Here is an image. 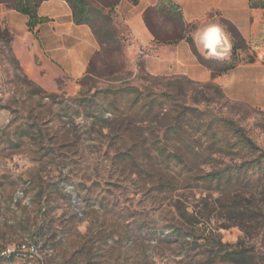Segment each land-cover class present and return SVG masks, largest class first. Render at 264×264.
Wrapping results in <instances>:
<instances>
[{
	"label": "rangeland",
	"instance_id": "rangeland-1",
	"mask_svg": "<svg viewBox=\"0 0 264 264\" xmlns=\"http://www.w3.org/2000/svg\"><path fill=\"white\" fill-rule=\"evenodd\" d=\"M103 12L120 50L84 81L0 41V264H264V111L151 76Z\"/></svg>",
	"mask_w": 264,
	"mask_h": 264
},
{
	"label": "crops",
	"instance_id": "crops-1",
	"mask_svg": "<svg viewBox=\"0 0 264 264\" xmlns=\"http://www.w3.org/2000/svg\"><path fill=\"white\" fill-rule=\"evenodd\" d=\"M182 16L185 25L195 26L183 31L184 38L161 42L147 27L144 15L149 9L167 5L160 0H121L114 8L118 19L126 27L138 58L145 70L155 77H181L193 83L212 84L228 100L264 111V10L250 9L249 0H169ZM37 15L47 22L29 30L28 18L0 3V32L10 39L9 49L15 62L30 79L43 87L45 74L52 82L63 78L77 80L85 75L89 60L99 49L97 39L86 24L77 25L70 6L63 0L42 2ZM158 34H173V23L160 17L154 19ZM224 22L232 25L245 42V48L236 52L234 69L213 77L193 53L186 37L190 36L198 54L205 60H218L230 49L234 39ZM210 37H219V43L209 47ZM27 38L32 57V71L23 63L19 39ZM2 42V39H0Z\"/></svg>",
	"mask_w": 264,
	"mask_h": 264
},
{
	"label": "trees",
	"instance_id": "trees-1",
	"mask_svg": "<svg viewBox=\"0 0 264 264\" xmlns=\"http://www.w3.org/2000/svg\"><path fill=\"white\" fill-rule=\"evenodd\" d=\"M48 0H0V3L7 5L9 9L15 10L28 18L27 26L29 30H32L36 25L47 22L46 18H40L37 15V9L39 5ZM71 8L73 19L77 25L86 24L88 25L95 38L97 39L99 49L93 53L91 56L85 75L82 81L86 80L92 76L100 75L102 68H108L109 61H111L114 53L119 52V42L116 38V31L112 25V20L109 14H105L104 10L113 11L115 6L121 0H63ZM133 3H137L138 0H131ZM161 3H166L167 5L162 6L158 9H149L145 12L144 20L151 31V33L156 37L157 40L161 42H168L171 40H178L184 38L182 35L183 31H191L195 29V26L185 25L182 20V16L177 8L170 4L169 0H160ZM250 9H262L264 10V0H249ZM155 17H160L173 23L175 29L179 32L174 31L173 34L161 33L158 34V28H156ZM227 31L230 33L234 39V45L232 47V52L230 55V62H218L214 60H205L197 52L193 40L190 36L186 37L187 43L190 45L193 53L199 58L201 63L207 66L212 71L213 77L221 75L229 70L234 69L236 65V52L238 50L245 48L244 40L239 36L237 30L230 24L224 22ZM0 39L9 44L10 39L4 36V32H0ZM143 65V64H142ZM144 66V65H143ZM206 87H215L217 91L221 94L219 87L206 84ZM224 96V95H223ZM175 131V130H174ZM264 156L258 157V163L252 165L250 169L260 176L264 174V167L262 166V161ZM238 173L243 175L247 173L248 169H242ZM229 176H227L228 178ZM238 177V176H237ZM221 178L217 180L218 183L221 182ZM227 180V179H226Z\"/></svg>",
	"mask_w": 264,
	"mask_h": 264
},
{
	"label": "clouds",
	"instance_id": "clouds-1",
	"mask_svg": "<svg viewBox=\"0 0 264 264\" xmlns=\"http://www.w3.org/2000/svg\"><path fill=\"white\" fill-rule=\"evenodd\" d=\"M209 47L213 48L214 44L219 43V37H210Z\"/></svg>",
	"mask_w": 264,
	"mask_h": 264
}]
</instances>
